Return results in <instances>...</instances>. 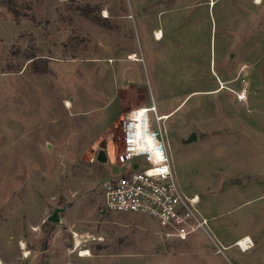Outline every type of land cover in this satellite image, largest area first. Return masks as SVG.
I'll list each match as a JSON object with an SVG mask.
<instances>
[{
    "label": "rangeland",
    "instance_id": "374dc122",
    "mask_svg": "<svg viewBox=\"0 0 264 264\" xmlns=\"http://www.w3.org/2000/svg\"><path fill=\"white\" fill-rule=\"evenodd\" d=\"M14 1L19 15L0 3V264H264V0ZM149 100L173 110L174 171L221 250L106 208L103 182L128 166L99 162V144L117 154L115 123Z\"/></svg>",
    "mask_w": 264,
    "mask_h": 264
},
{
    "label": "built area",
    "instance_id": "2783aa9c",
    "mask_svg": "<svg viewBox=\"0 0 264 264\" xmlns=\"http://www.w3.org/2000/svg\"><path fill=\"white\" fill-rule=\"evenodd\" d=\"M237 97L239 101L247 98L246 87ZM166 119V115L158 114L154 101L120 115L115 123L120 129L119 150L117 154L113 150L107 153L112 163L128 168L103 182L106 208L150 215L158 221L163 234L179 240L205 233L221 250L210 219L200 211V195L186 193L179 184L169 151ZM241 241L242 237L236 245L242 251L253 244L252 238L245 245Z\"/></svg>",
    "mask_w": 264,
    "mask_h": 264
},
{
    "label": "water",
    "instance_id": "95a60500",
    "mask_svg": "<svg viewBox=\"0 0 264 264\" xmlns=\"http://www.w3.org/2000/svg\"><path fill=\"white\" fill-rule=\"evenodd\" d=\"M197 139V134L196 132H192L187 141L191 142L193 140ZM100 149L98 150L97 153V160L99 162H106L108 160V153H107V141L102 140L99 144ZM67 204H64L62 206H54L52 209V212L47 216V221H52V222H61L62 217L61 213L62 211L66 208ZM77 240V239H75ZM45 264H47V261H45Z\"/></svg>",
    "mask_w": 264,
    "mask_h": 264
},
{
    "label": "crops",
    "instance_id": "0c3cea01",
    "mask_svg": "<svg viewBox=\"0 0 264 264\" xmlns=\"http://www.w3.org/2000/svg\"><path fill=\"white\" fill-rule=\"evenodd\" d=\"M161 0H152V2L150 3V5H156V3H159ZM212 3V0H210V4ZM161 13H163V11L161 10V11H159L158 12V14L160 15ZM157 30H160L161 31V36H156V34H155V32L157 31ZM153 32H154V37L156 38V39H159V40H161L163 37H164V32H163V29L162 28H156V29H153ZM133 53H135V52H133ZM132 59H134V58H132ZM138 59V58H137ZM136 86V88H138V89H142V90H145L146 92H148V90H147V88H144V87H140V85H135ZM124 87H127V85L125 84L124 85ZM151 100H149V102H150ZM145 104V103H144ZM143 104V105H144ZM142 106V105H141ZM133 108H135V107H133ZM157 110H158V114H162V115H166L167 116V118H168V116H170L171 114H172V112H173V110H169V111H165V112H160L159 111V109H158V107H157ZM205 234V233H204ZM200 235H203V233L202 232H200L199 234L197 233V234H195L194 236H191L190 237V239H193L194 237H197V236H200ZM249 236V235H248ZM189 239V238H188ZM189 239V240H190ZM238 240V239H237ZM236 240V241H237ZM236 241L234 242V244L236 243Z\"/></svg>",
    "mask_w": 264,
    "mask_h": 264
},
{
    "label": "trees",
    "instance_id": "16d2710c",
    "mask_svg": "<svg viewBox=\"0 0 264 264\" xmlns=\"http://www.w3.org/2000/svg\"><path fill=\"white\" fill-rule=\"evenodd\" d=\"M0 3L2 5L9 7L12 10V12H14L16 15H19L20 12H19V8L17 6L16 1H14V0H0ZM89 17H91L92 20H94L96 22L103 23V24H104L105 20H107V18H103L100 16L98 17L96 14H94V15L92 14V16H91V14H89ZM40 63H42V62L40 61ZM42 66H44V65L42 64Z\"/></svg>",
    "mask_w": 264,
    "mask_h": 264
},
{
    "label": "bare ground",
    "instance_id": "6f19581e",
    "mask_svg": "<svg viewBox=\"0 0 264 264\" xmlns=\"http://www.w3.org/2000/svg\"><path fill=\"white\" fill-rule=\"evenodd\" d=\"M155 33L157 34V36H161V32H160V31L157 30ZM129 58H135V54H134V53L130 54ZM135 59H136V58H135ZM65 104H66V107H69V108L71 107V102H70L69 100H67ZM244 238H245V239H244ZM250 238H251V237L248 236V235H247V236H243V237H242V241H241V243H242L243 245H245L246 242H247L246 240H250ZM239 239H240V238H239ZM249 247H251V245H250ZM82 254L87 255V254H89V251L84 250V252H83Z\"/></svg>",
    "mask_w": 264,
    "mask_h": 264
}]
</instances>
